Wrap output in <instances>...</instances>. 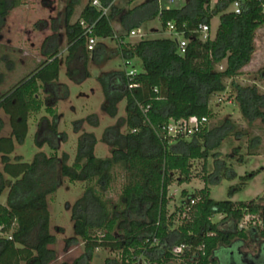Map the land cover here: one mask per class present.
Masks as SVG:
<instances>
[{"label": "trees", "instance_id": "16d2710c", "mask_svg": "<svg viewBox=\"0 0 264 264\" xmlns=\"http://www.w3.org/2000/svg\"><path fill=\"white\" fill-rule=\"evenodd\" d=\"M91 1L85 0L75 22H71V17L81 0H70L66 5L65 62L78 52L86 57L90 53L96 65L109 59L100 43L87 51L80 21L95 22L93 35L98 39L113 38L112 22L116 21L121 27L115 36L119 54L125 61L139 58L142 70L133 76L116 71L97 77L104 97L102 110L114 118L118 104L124 101V116L102 135L101 141L110 147V156H95V135L83 133L77 140L72 164H68L67 153L56 154L53 140L47 141L50 155L39 151L30 162L19 155L11 157L15 143L25 141L29 113L38 112L41 106L47 114L41 120L50 133L65 138L57 131L59 115L55 109L60 63L57 43L49 46L45 58L30 73L0 94V110L10 126L8 135L0 134V195L7 191L5 204L0 203V264H52L55 260L52 245L56 237L50 232L47 198L56 192L57 175L71 182L88 183L71 208L76 237L66 242L76 244L79 239L84 248L73 264H89L98 248L121 252L119 260L106 258L102 264H217L214 254L219 248L236 243L238 250L244 244L248 247L251 242L264 240V199L230 200L258 171L239 176V183L229 188L226 200L213 199L206 184L192 193L182 190L179 222L168 209V189L174 181H190L192 159H202L205 164L211 158L216 173L237 177L224 161L218 160L221 144L235 131V123L223 119L190 137L169 135L166 130L170 121L191 116L208 119L210 97L225 92L227 80L240 75L250 63L255 33L264 25L259 2L239 0L241 12L235 14L226 11L235 0H218L213 6L211 0H185L181 8H160L157 0L138 4H133L134 0H118L101 16ZM109 1L103 0V4ZM17 5L18 0H0V28ZM217 15L214 36L202 40L198 27L210 25ZM152 19H157L163 30L168 22L175 25L187 41L183 53L171 37L127 40L131 30ZM223 62L225 67L218 69ZM11 63L0 47V66L9 68ZM260 79L264 80V70ZM3 80L0 72V84ZM230 84L242 119L249 125L256 119L264 124V92L255 84L240 86L233 80ZM40 88L46 93L43 101L38 98ZM93 117L88 120L96 126ZM2 126L0 118V132ZM240 134L235 131V136ZM256 140L257 137L251 140L253 149ZM116 169L121 171L124 183L117 199L112 200L105 193ZM217 214L230 219L232 228H219V223L212 221ZM245 216L252 217L249 227L239 229L237 224ZM253 221L256 222L252 224ZM181 246V251L173 252ZM261 248L264 250V244ZM141 258L143 261L139 262ZM242 258L239 253L237 263L242 264Z\"/></svg>", "mask_w": 264, "mask_h": 264}, {"label": "rangeland", "instance_id": "374dc122", "mask_svg": "<svg viewBox=\"0 0 264 264\" xmlns=\"http://www.w3.org/2000/svg\"><path fill=\"white\" fill-rule=\"evenodd\" d=\"M70 0H18V5L9 11L3 26L0 28V47L12 63L8 68L6 65L0 66V72L4 75V80L0 84V94L11 88L23 77L30 73L44 58L45 52L49 51V46L53 43L58 44L59 52V77L60 83L58 100L55 109L59 115L57 131L64 134L65 138L53 137L47 128L45 121L41 120L47 115L44 106L38 112H30L28 117V133L22 144L15 143V149L11 157L21 156L23 161L30 162L35 153L42 151L50 155L51 149L47 144L48 140H53L57 147L56 154L60 156L62 152L69 155L68 164H72L76 154L77 140L83 133H93L97 143L94 154L104 158L110 156V147L101 141L104 130L114 125L118 119L124 116L125 102L118 104L116 117H109L101 108L104 101L103 92L97 77L104 73L124 71L141 72L142 65L139 58H133L126 64L119 54L115 42V36L121 32V27L116 21L112 22L115 36L113 38L98 39L105 49V56H110L104 63L96 65L90 58L78 52L66 63L67 47L64 38V28L66 20V5ZM144 0H134L133 4H138ZM85 0L75 6L71 22H75L80 14ZM118 3V1L116 2ZM185 0H175L168 3L160 0V8H181ZM214 0H211V6ZM230 5L226 11L232 9ZM219 22V15L215 16L210 22V37L214 36L215 29ZM136 30V35L128 36L127 40L136 42L141 38L172 37L167 30H163L157 19L146 22ZM98 45V44H97ZM255 51L250 63L242 69L240 75L234 77V83L240 86L255 84L260 92H264V80L260 79V74L264 70V25L260 27L254 37ZM225 67V62L218 66V69ZM227 80V89L223 93L212 95L209 99L211 116L207 119L203 129H208L223 119L232 120L235 131H239L240 136H235V131L223 140L219 149V161H224L225 165L231 169L236 178L221 176L216 173L213 167V159L205 161L202 159L191 160V178L187 183L179 184L174 181L168 189L170 202L168 205L169 213H175L179 222L178 208L184 198L181 196L182 190L192 193L204 187L206 184L210 188V196L215 200H226L230 187L239 183V176L249 174L251 171L258 173L248 181L241 191L236 192L230 199L232 201H260L264 199V124L256 119L252 124H247L239 112L238 105L234 100V90ZM46 93L43 89L38 90V98L43 101ZM93 115L92 120L97 121V125L90 124L88 117ZM49 117V116H48ZM2 120L1 135H8L10 126L8 117L0 110ZM125 129L123 128L122 131ZM258 140L253 142L254 149L250 146L252 138ZM41 144V147H38ZM220 163V162H219ZM220 166V164H219ZM1 168V163H0ZM114 180L105 193V196L116 200L123 187V177L121 171L116 169L113 173ZM175 177H179L177 174ZM56 192L48 196V209L50 213V232L55 235L56 243L52 248L56 252V258L52 264H73L84 251L83 243L78 239L76 244H67L66 240L75 236L74 224L71 219V208L74 202L83 193L87 182H71L67 179L56 176ZM5 190L0 195V203L6 202ZM250 218L244 217L239 221L237 227L247 230ZM213 222L219 223V228L229 230L233 223L230 219L221 214L212 217ZM253 224V223H252ZM252 244V242L250 243ZM236 243H232L226 248H219L214 256L218 258L217 264H241L238 262V250L235 249ZM250 248V247H249ZM253 248V247H251ZM233 254V255H232ZM238 255V256H237ZM106 258H121V252L109 248H98L94 251L93 258L89 264H102ZM141 258L139 262H142ZM175 264H182L180 261Z\"/></svg>", "mask_w": 264, "mask_h": 264}, {"label": "built area", "instance_id": "2783aa9c", "mask_svg": "<svg viewBox=\"0 0 264 264\" xmlns=\"http://www.w3.org/2000/svg\"><path fill=\"white\" fill-rule=\"evenodd\" d=\"M117 1L118 0H110L106 4H103V0H92L91 6H93L97 10H99L101 12V16H105L108 13L110 7L113 4H115ZM157 1L160 3V0H157ZM166 1L168 3H173L175 0H166ZM217 1L218 0H214V3H216ZM257 1L259 2L262 14L264 15V0H257ZM231 5L233 8L230 11L235 13V14H240V12H241L240 1L235 0L231 3ZM94 24H95V22L90 24V23H86L82 20L80 21V25L83 29V36L85 37L86 49L89 52L92 51L94 49L95 45L98 43V38L93 35ZM166 30L170 34H174L177 36V38H174V39H176V41L178 43L179 52L183 53L184 49L186 47V43H187L186 39H184L182 37L181 33H179L176 30L175 25L171 22H168L166 24ZM136 33H137L136 30H131L129 35L134 36V35H136ZM198 33H200V37L202 40H205L207 38H211L210 37V25H208V24L200 25L198 27ZM58 58H59V56H58ZM127 63H128V61L126 62V64ZM134 74L135 73L133 71L127 72V75H129V76H133ZM132 86L133 85H129V87H132ZM206 122H207V118L204 116L203 117L191 116L188 119H180V120L170 121V123L167 125V128H166L167 134L173 135V136L190 137L191 135L200 132L203 129ZM191 203H194V201H191ZM245 217L250 218V216H245ZM255 222L256 221H253L252 223L254 224ZM182 248H183L182 246L177 247V248L173 249V252L176 253L178 251H181Z\"/></svg>", "mask_w": 264, "mask_h": 264}, {"label": "crops", "instance_id": "0c3cea01", "mask_svg": "<svg viewBox=\"0 0 264 264\" xmlns=\"http://www.w3.org/2000/svg\"><path fill=\"white\" fill-rule=\"evenodd\" d=\"M58 86H60V83H58ZM263 244H264V240H259L258 242L248 244L249 245L248 247L245 246L246 244L240 247L238 251L243 256L242 264H264V250H262L261 248Z\"/></svg>", "mask_w": 264, "mask_h": 264}]
</instances>
